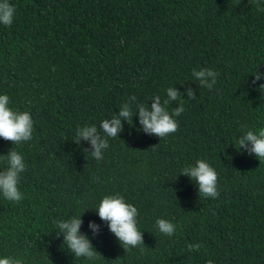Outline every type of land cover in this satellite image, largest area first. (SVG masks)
Returning a JSON list of instances; mask_svg holds the SVG:
<instances>
[{
    "label": "trees",
    "instance_id": "16d2710c",
    "mask_svg": "<svg viewBox=\"0 0 264 264\" xmlns=\"http://www.w3.org/2000/svg\"><path fill=\"white\" fill-rule=\"evenodd\" d=\"M3 2V0H0ZM16 9L0 24V95L28 112L33 135L0 138V171L8 152L26 163L19 203L0 194V258L21 264H264V160L238 150L244 131L264 129V11L258 0H8ZM264 8V0H259ZM218 73L209 90L193 70ZM176 88L185 111L166 138L141 131L136 104ZM191 88L196 98L189 100ZM135 96L136 100L130 99ZM128 103L103 158L77 127H100ZM179 101H170L171 113ZM241 125H246L244 129ZM203 159L217 173L219 196L204 198L181 170ZM138 209L144 246L124 249L95 209L117 195ZM81 216L97 259L75 258L56 221ZM176 225L161 234L157 219ZM100 226L93 235L89 223ZM201 248L189 252L188 244Z\"/></svg>",
    "mask_w": 264,
    "mask_h": 264
},
{
    "label": "clouds",
    "instance_id": "9594fccd",
    "mask_svg": "<svg viewBox=\"0 0 264 264\" xmlns=\"http://www.w3.org/2000/svg\"><path fill=\"white\" fill-rule=\"evenodd\" d=\"M256 6L258 10L264 11L259 0ZM15 11V7L8 0L0 2V24L10 26L13 23ZM217 75L218 73L211 69L193 70L192 72L193 78L199 82V85L209 90L215 86ZM253 75L252 83L255 84L264 74L257 70ZM260 88L264 89V84L260 85ZM186 92L189 100L196 98L193 89L188 88ZM181 96L182 94L176 88L169 87L166 90L167 98L162 101L159 95L154 96L150 109L143 104H136L140 130L160 139L175 133L178 123L174 117H179L185 111L184 99ZM130 99L136 100V97L132 96ZM170 101H179L178 106L171 113L167 110ZM9 102L8 95H0V138L17 145L30 141L33 135V120L30 113L12 110ZM135 114L136 111L134 113L132 107L124 103L118 114L113 115L111 119L102 120L99 128L95 125L77 127L74 141L77 144L82 140L87 141L91 146V151L87 148L84 151L99 161L103 158L104 150L109 147V138H117L122 131V120L132 121ZM245 127L246 125H241L242 129ZM237 143L238 150H246L249 155L254 153L260 161L264 160V129L259 130L258 133L252 130L244 131ZM4 156L7 166L4 171H0V194L9 202L19 203L24 196L18 185L21 173L26 170V163L23 155L13 149ZM180 175L195 181L198 193L202 197L215 199L219 196L217 173L207 161L196 160L193 165L184 167ZM95 211L125 250L144 246L143 233L137 227L138 209L126 202L124 197L119 194L107 195L103 197ZM81 223V216L56 221L57 236L63 234V244L75 258L94 261L99 253L94 249L88 236L80 233ZM156 227L161 234L169 237L176 231V225L163 218L156 220ZM89 228L93 235L100 231V226L94 222L89 223ZM201 246L199 243L188 244L187 250L189 252L198 251ZM0 264H21V261L13 257H4L0 258ZM207 264H213V261L209 260Z\"/></svg>",
    "mask_w": 264,
    "mask_h": 264
}]
</instances>
